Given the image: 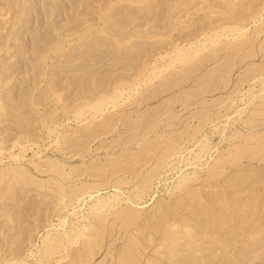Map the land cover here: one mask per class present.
I'll list each match as a JSON object with an SVG mask.
<instances>
[{
    "label": "rangeland",
    "instance_id": "374dc122",
    "mask_svg": "<svg viewBox=\"0 0 264 264\" xmlns=\"http://www.w3.org/2000/svg\"><path fill=\"white\" fill-rule=\"evenodd\" d=\"M93 1L0 0V40L8 43H0V97L9 110L0 118V264H71L83 248L90 255L85 241L70 240L84 215H93L85 220L95 226L92 235L106 236L87 264H121V252L143 227L144 247L136 243L137 253L155 236L150 252L143 259L138 253L134 262L145 264L148 257L155 259L161 238V225L148 224L175 221V213L184 225L191 218L187 225L201 236L207 223L252 226L238 237V264H264L263 231L249 237L264 224V0ZM102 25L106 36L99 32ZM235 25L243 34L230 32ZM49 34L61 37L62 47L42 65L38 55L49 49ZM207 39L215 42L191 52ZM97 51L102 59L93 64L97 60L89 58L96 59ZM177 51L192 54L173 61ZM84 52L90 57H81ZM140 56L147 62L136 73ZM39 67L48 70L47 77L35 86ZM87 69L94 82L83 78ZM114 77L144 80L125 94L130 98L93 117L77 118L74 109L70 113L62 106L70 98L69 105L76 106L74 94L87 87L86 100L102 96V90L111 89L104 96L115 93ZM167 79L178 82L170 85ZM54 81L71 95L67 102L52 100ZM83 186L92 187L76 199L72 191ZM114 193L115 207H92ZM169 206L178 212L168 216ZM128 207L140 218L122 226L121 211ZM230 224L228 230L235 226ZM145 226L153 232L146 233ZM185 228L177 234L184 241L165 242L158 251L167 263L170 251L193 239ZM50 237L57 239L55 252L45 256Z\"/></svg>",
    "mask_w": 264,
    "mask_h": 264
},
{
    "label": "bare ground",
    "instance_id": "6f19581e",
    "mask_svg": "<svg viewBox=\"0 0 264 264\" xmlns=\"http://www.w3.org/2000/svg\"><path fill=\"white\" fill-rule=\"evenodd\" d=\"M87 1V0H86ZM93 0H91V2H92ZM95 1V0H94ZM93 1V2H94ZM97 1V0H96ZM99 1H101V0H99ZM104 1H106V0H104ZM103 0H102V2H100V5H105L106 3H107V1L106 2H104ZM121 1V0H120ZM123 1V0H122ZM81 2V1H80ZM76 3H77V1H76ZM83 3H85V2H83ZM111 3L112 2H110V5H111ZM78 4H79V2H78ZM88 4V3H87ZM99 4V3H98ZM85 5V4H84ZM90 5H91V3H90ZM77 6V5H76ZM75 6V7H76ZM89 6V5H88ZM92 6V5H91ZM90 6V7H91ZM79 7V6H78ZM86 7H87V5H86ZM93 7H94V5H93ZM77 8V7H76ZM92 8V7H91ZM79 9V8H78ZM77 9V10H78ZM83 9V8H82ZM86 9V8H85ZM3 10V9H2ZM81 10V9H80ZM90 11V10H89ZM0 12H1V8H0ZM76 13V12H75ZM75 13H74V15H75ZM105 13V14H104ZM103 14H104V17H105V19H108V15L106 14V12H104ZM51 14V13H50ZM54 14V13H53ZM72 14V13H71ZM78 15V14H77ZM76 15V16H77ZM113 14L111 13V16H112ZM50 16H52V15H50ZM103 17V18H104ZM113 17V16H112ZM51 18V17H50ZM102 18V19H103ZM51 24V23H50ZM93 26V25H92ZM55 28V27H54ZM86 28V27H85ZM91 28V27H90ZM90 28H88V29H90ZM53 29V28H52ZM60 30V27L58 26V28H57V30ZM97 29V28H96ZM229 30H230V32H234V33H238V32H240V34H243V30H242V27H241V25H235V26H233V27H230V28H228ZM53 30H55V29H53ZM99 30V29H98ZM100 30L101 31H99L100 33L102 32V33H104V35L106 36V33H107V31H108V28H107V25L106 26H104V25H102L101 27H100ZM228 30V31H229ZM47 31V30H46ZM88 31V30H87ZM89 31H91V30H89ZM48 33H49V31H47ZM55 32H57L56 30H55ZM59 32V31H58ZM48 33L45 35L44 33V37L45 36H47L48 37ZM53 33H54V31H53ZM88 33V32H87ZM223 33H225V31L223 32ZM0 34H1V30H0ZM2 34H3V32H2ZM240 34H237L236 35V37L237 36H239ZM54 35V34H53ZM88 35V34H87ZM235 35V34H234ZM41 36V35H40ZM54 36H56V35H54ZM57 36H58V33H57ZM53 37L52 35H50L49 34V37L50 38H52V39H50V42H48L49 44H47V45H49L48 47H49V49H47V50H42L41 49V53H40V51L38 52V53H40L38 56L41 58L40 59V62H42L41 64L43 65V63H46L45 61H47V57H49V54L52 52V51H57V50H59L61 47H62V42H61V40L59 39V38H61V37ZM85 36V35H84ZM84 36L81 38V36H80V38H81V40H84ZM89 36V35H88ZM104 36V38H107V37H105ZM36 37H37V35H36ZM41 37H43V36H41ZM43 37V39H45ZM86 37V36H85ZM97 37H99L98 35H97ZM101 37V36H100ZM99 37V38H100ZM103 37V36H102ZM40 38V37H39ZM104 38H103V40H104ZM5 39V38H4ZM41 40H42V38H40ZM86 40H87V38H85ZM46 40V42H47V40H48V38H46L45 39ZM100 40V39H99ZM209 39H207L206 41H208ZM1 41H2V38H1V40H0V43H1ZM4 41V40H3ZM3 41H2V46H6L8 43L7 42H5V41H7V40H5L4 41V45H3ZM35 41H37V39H35ZM49 41V40H48ZM45 42V43H46ZM85 42V41H84ZM83 42V43H84ZM87 42V41H86ZM91 42V41H90ZM96 42H98V41H96ZM95 42V43H96ZM103 42V41H102ZM213 42H215V40H209L208 42H205V43H203V44H201L200 46H198L194 51H191L192 53H195V52H200V51H203L206 47H207V45H208V43H213ZM5 43H6V45H5ZM41 42H39V44H40ZM43 43V42H42ZM98 43H100V41L98 42ZM101 44V43H100ZM102 44H107L105 41H104V43H102ZM46 45V46H47ZM78 45V44H77ZM82 45V44H81ZM40 46H41V44H40ZM121 46V45H120ZM142 46V45H141ZM144 46V45H143ZM36 47H37V43H36ZM47 47V48H48ZM101 47V46H100ZM102 47H104V46H102ZM106 47V46H105ZM41 48H43V47H41ZM46 48V47H45ZM88 48V47H87ZM3 49V48H2ZM76 49V48H75ZM104 49V48H103ZM89 51L91 50V49H88ZM96 50V49H95ZM93 51L94 53H96V51ZM99 52L100 51H97V53L98 54H95L96 55V59L94 58L95 56H94V54H93V56L92 55H90L91 56V58H89L91 61V63L92 62H95L96 60V62L95 63H93V64H96V63H98V61H100V59L99 58H101L102 59V57H100L99 56ZM87 53H88V51H87ZM87 53H83L82 55H81V57H83V55L84 54H87ZM90 54H91V51L89 52ZM102 53H104V52H102ZM192 53H182L181 51H177V53L176 54H178V57L177 58H174L173 59V61H176V60H180V59H182V58H185V57H189V54L191 55ZM100 54H101V52H100ZM98 55V56H97ZM90 56H88V54L86 55V58L87 57H90ZM138 56V55H137ZM182 56V57H181ZM97 57H99L98 59H97ZM141 57V56H140ZM85 58V59H86ZM142 60V57L141 58H137L136 60L137 61H141ZM88 60V59H87ZM135 62V61H134ZM141 62H143V61H141ZM147 62V60H145V62H143L141 65L139 64V67L138 66H136V67H138V71H136V73H139V70L142 68V66L145 64ZM88 63H89V61H88ZM87 63V64H88ZM140 63V62H139ZM87 64L86 65H84V66H87ZM93 64H90L91 66L93 65ZM132 64V63H131ZM41 66V65H40ZM89 66V65H88ZM91 66H89V67H91ZM47 67V66H46ZM134 67V66H133ZM39 68H41V67H39ZM38 68V69H39ZM44 68V67H43ZM42 69V68H41ZM37 71V70H36ZM35 71V75H37V72H38V75L35 77L34 76V78H35V81H33V79H32V81H33V83H35V86H37L36 85V83L39 85V83H41V82H43L44 80H45V78L47 77V71L45 70V69H42V70H40V72H39V70L36 72ZM88 71V72H87ZM87 73H85V74H87V76H88V78H87V76H86V78H85V76H84V73H83V78L84 79H88V81H90V79H92L91 78V76H93V74L92 75H90L89 76V72H91L92 70H88L87 69ZM95 74V73H94ZM96 75V74H95ZM82 78V79H83ZM112 78V77H111ZM110 78V79H111ZM115 78V77H114ZM125 78V77H124ZM124 78H122V79H120L119 78V80L118 79H116L115 78V80H117V82L115 81L114 83L116 84V86H115V90H117L115 93H113V91L112 92H110V94L111 95H107V96H104L103 94H107L108 93V90H111V89H106L105 88V90H107V92L106 93H104L103 91L104 90H102V92H100V91H98V92H100V93H102V96L100 97H92V99H88V100H86L87 98L85 97V93H86V91H89V89H88V87L87 88H84L85 89V91H83L82 92V90H80L78 93H77V96H76V93L74 94V96H75V100H76V98H77V100L79 99V103L75 106H72V104L71 105H69V101H71L72 100V98H70V96L71 95H69V97L67 96L69 93L68 92H66V90L64 91L63 89H65V88H62V90H60L59 88V86H57L56 85V83H55V81H54V85H52L51 84V86L49 87V88H51V90H50V96L52 97V100L53 101H58V103L59 102H61V101H63V100H67L68 98H70L69 99V101H68V105H67V103H64V102H62V106H63V104H64V106H65V108L64 109H66L67 110V112H69L70 110L72 111V109H74L75 110V117H77V118H82V117H84V116H86L87 115V113H90L91 114V117H93V116H96L97 114H99L100 112H102L105 108H109V107H111V106H116V104L120 101H125L126 99H128V98H130V95L127 97L125 94L126 93H129L130 92V90L132 91V89L133 88H135V85H137V84H139V82L140 81H142V80H144V79H141V80H136V82L134 81V82H132L131 81V83L128 81V82H126V78H125V81L123 80ZM136 78H137V76H136ZM180 78V77H179ZM178 78V79H179ZM0 79H1V77H0ZM83 79V80H84ZM94 79L95 78H93L92 80H93V82H94ZM110 79H107L108 81H109V83L112 81V79H111V81H110ZM168 79H170V78H168ZM167 79V81L169 82V80ZM171 79H173V77H171ZM176 79H177V77H176ZM83 80H82V83H83ZM86 80L84 81V82H86ZM91 80V81H92ZM180 80V79H179ZM108 81H106L107 82V84H108ZM167 82V84H170V85H172V84H176L178 81H176L175 79H174V81L172 80V82H171V80H170V82L168 83ZM81 83V84H82ZM96 83H97V80H96ZM95 83V84H96ZM112 83H113V81H112ZM111 83V84H112ZM128 83V84H127ZM130 83V84H129ZM106 84V85H107ZM50 85V84H49ZM114 85V84H113ZM69 86V85H68ZM68 86H67V88H68ZM70 86H72V82H71V84H70ZM69 86V87H70ZM108 86V88H110V86L109 85H107ZM174 86V85H173ZM64 87H66V86H64ZM95 87H96V85H95ZM113 87V86H112ZM48 88V89H49ZM72 88V87H71ZM77 89V88H76ZM86 89H88V90H86ZM114 89V88H113ZM74 90V89H73ZM78 90H79V88H78ZM49 91V90H48ZM63 91V92H62ZM71 91V90H70ZM69 91V92H70ZM91 91V90H90ZM74 92H75V90H74ZM64 93H68V94H64ZM71 93H72V91H71ZM70 93V94H71ZM73 94V93H72ZM130 94V93H129ZM0 96H1V94H0ZM67 97V98H66ZM86 98V99H85ZM94 98V99H93ZM73 99H74V97H73ZM73 101V100H72ZM36 103H40L41 101L39 100V101H35ZM67 102V101H66ZM63 106V107H64ZM6 111V112H5ZM9 111V110H8ZM7 110H6V108H5V105H4V103L2 102V97H0V118L1 119H5L3 116V114H5V115H7V116H9V112H8ZM71 111H70V113H71ZM8 113V114H7ZM20 115L22 116V113H20ZM6 116V117H7ZM20 117V116H19ZM21 119V118H20ZM18 122H20V121H18ZM261 140L264 142V138L263 137H261ZM1 146H2V148H3V145H0V148H1ZM2 151V150H1ZM257 152V151H256ZM256 152H255V154L254 155H257L256 154ZM114 168V167H113ZM108 171H109V168H108ZM123 171H125V170H123ZM125 172H127V171H125ZM248 173V172H247ZM61 175L66 179V178H68V176H67V173H65V172H62L61 173ZM244 175H246L247 177L246 178H248L249 177V173L248 174H246V172H245V174ZM22 178V177H21ZM261 181H263V183H264V177H263V179H261L260 180V182ZM123 182V181H122ZM14 187V186H13ZM90 187H92V186H83V187H81V188H77V189H74L73 191H72V194L73 195H75V198L76 199H78V198H80L81 196H84V194H86L90 189ZM8 188V187H7ZM16 189V188H15ZM9 190L11 191V189L9 188ZM17 190V189H16ZM7 191V190H6ZM12 191H13V189H12ZM11 191V192H12ZM62 191H64V190H62ZM8 192V191H7ZM65 192V191H64ZM63 192V193H64ZM16 193V192H15ZM62 193V194H63ZM197 194V193H196ZM199 194H200V192H199ZM199 194H198V196H199ZM65 195V194H64ZM202 195V194H201ZM18 196V195H17ZM113 196V197H112ZM117 197V195L114 193V194H112V195H110V196H108L107 198V200H98V202H95V203H93V205H92V207L93 208H95V209H103V207L104 208H109L110 206L113 208V207H115V204L117 205V201H118V198H116ZM102 202H104V203H102ZM119 202V201H118ZM184 203H186V209L188 208V207H190L189 206V204L187 203V202H184ZM98 204H100L99 206H98ZM179 205V204H178ZM183 205V204H182ZM188 205V206H187ZM191 205V208H189V209H191L192 210V212H194L193 210H197V209H195L193 206H192V204H190ZM209 206V209L211 208L210 207V205H208ZM208 206H207V208H208ZM175 208H176V206H174ZM178 207H180V205L178 206ZM169 208H170V206H169ZM169 208H167L168 210H169ZM173 207H171L170 208V210L172 209ZM194 208V209H193ZM166 209V210H167ZM174 209V208H173ZM172 209V210H173ZM106 210V209H105ZM124 210V209H123ZM161 210L162 211H164L162 208H161ZM172 210H171V212H172ZM178 210V209H177ZM176 209L173 211L174 213H175V211H177ZM208 210V209H207ZM76 212H78L77 210L74 212V213H76ZM123 212V213H122ZM166 211H164L163 212V214L165 213ZM167 212H170V211H167ZM173 212L172 213H170V214H167V213H165V214H167L168 216H171L172 214H173ZM178 212V211H177ZM198 212H199V210H198ZM139 213V212H138ZM137 212L135 213L134 212V209H133V211H132V208L131 209H129V207L127 208V212H124V211H121V214H122V216H123V214H124V216L122 217V218H119V219H121V221H122V226H125V225H123V224H129V223H131V224H133V223H135V221L138 219V218H140V217H138V214ZM162 214V215H163ZM176 215H177V217H178V215L179 214H177V213H175ZM175 214H174V216H175ZM199 215H200V212H199ZM198 214H197V216H199ZM192 216V215H191ZM196 216V215H195ZM176 217V219L178 220V219H181V218H177ZM180 217H182V216H180ZM189 217V216H188ZM188 217H186L187 218V220H188ZM248 217V216H247ZM91 218H93V215H84V217L81 219V220H79L80 221V224H77V226L73 229V233H71V236H72V239H70L71 238V236H70V240H72L75 244H80V243H83L82 241H85L86 243L85 244H87L88 246H90V250H89V252H90V255H87V254H83L84 253V249L85 248H83V251L82 252H79L80 253V255L78 256V257H75V258H73V260H72V262H71V264H87V263H89V261H90V259H92V255H94L95 256V254H93L95 251H94V249H96L98 246H100V247H102V244L101 243H103L104 242V238L103 237H105L106 238V236H103L104 235V233L103 232H97L98 230H96V231H94V233L95 232H97L95 235H92V232H93V230H94V228H95V226L93 225V223H86L85 222V220H90ZM168 217L166 216V219H167ZM170 218V217H169ZM186 218H185V220H186ZM216 218V217H215ZM161 218H159L158 220H160ZM165 219V220H166ZM175 219V221L173 220V221H170V222H164V220H163V218H162V221L161 222H156V223H154V221H155V219L153 220V223H152V218H151V220L149 219V220H147L148 222H150L151 221V223L152 224H148L149 226L150 225H152V226H155V224H157V225H161V226H159V232L158 233H161V238H160V241L158 242V244H157V246H155V250H154V258L157 260V261H159V262H157V264H226V260L227 261H229V264H238V260H239V257L237 256V254H236V250H237V247H238V245H239V239H238V237L241 235V233L243 232V231H246V230H249V229H251L252 228V226H250V225H246L247 227H245V228H243V226H245V225H243L242 226V228H241V225H236V222H235V226L232 224H230L231 226H229V228L230 227H232V226H234V227H232V228H230L229 230H228V227H226V226H228V225H226V226H224V224L222 225V223H221V225L222 226H217V224H208L207 223V225H203L204 227H207V229H209V230H207L206 228V232H205V230H204V232H202V230H203V226L202 227H200V228H202V230L200 229V231H201V233L203 234L202 236H201V234L200 233H198L199 234V236H198V234H197V232H196V234H195V232L192 230L193 229V225H192V227H191V225H190V227L188 226L189 225V221L191 220V218H190V220H188L187 221V223H188V225H187V223H186V225H184L183 223H185V221L184 220H181V222L180 221H177ZM247 219V218H246ZM246 219L244 220L245 221V223L246 222H248V221H246ZM250 219V218H249ZM13 220V219H12ZM116 220H118V219H116ZM157 220V221H158ZM104 223H105V221L104 220H102ZM144 221H146V220H144ZM168 221V220H167ZM182 221H184L183 223H182ZM198 221H200V220H198ZM224 222L226 221V220H223ZM235 221V219L233 220V222ZM101 222V221H100ZM249 222H252L251 220H249ZM79 223V222H78ZM102 223V222H101ZM108 222H106L105 224H107ZM117 223V222H116ZM183 224V226H182V224ZM146 224V225H147ZM244 224V223H243ZM248 224H250V223H248ZM197 225H199V224H197V222H196V224H195V226H197ZM216 225V226H215ZM102 226H105V225H102ZM107 226V225H106ZM105 226V227H106ZM149 226H148V228H149ZM151 226V227H152ZM185 226H186V228H185ZM262 226H263V228H264V224H262ZM105 227H104V229H105ZM146 227V226H145ZM151 227L148 229L147 227V229H148V231H146V233L148 232V234H149V230L151 231L154 227H152V229H151ZM156 227V226H155ZM189 227V228H188ZM250 227V228H249ZM257 227V226H256ZM255 227V229H254V232H253V234L251 235V236H249V237H255L257 234H259L261 231H263L262 233V235H264V229L262 228V229H258V227L256 228ZM144 228V227H143ZM143 228H141V231H140V234H141V236H138L136 233H134L135 235H133L132 237H130V239H129V245H128V247H126V248H124L123 249V251L121 252V255H120V257H119V260H120V263L121 264H134V262L137 260V256H139V254L138 253H140L141 252V250L137 253V249H136V246H135V244L137 243L138 244V242L141 244V247L143 248L144 247V238H143V235H145V233H144V230H142ZM157 228V227H156ZM155 228V229H156ZM184 229L185 228V231H186V234L187 235H189L188 233H192V234H190L188 237H189V239L191 238V235H192V237H193V239L192 240H190V241H188V243H185V244H183L182 243V246L183 245H187L188 244V248H186L185 246L182 248L181 246L179 247V248H182L181 250H179V248H178V250L177 251H175V252H172L171 253V251H170V254L171 255H169V256H166V257H168V260H169V262L167 263L164 259H163V257H161V256H159L160 254H158V251L160 250V249H162L163 248V244L165 243V242H169L170 243V241H173V243L174 242H178V241H180V239H181V241L183 240L184 241V239H182V238H180L178 235V233H180V232H182V230L181 229ZM227 228V229H226ZM103 229V230H104ZM197 229V228H196ZM224 229H226V231L224 230ZM242 229H245V230H242ZM102 230V229H101ZM154 230V229H153ZM153 230H152V232H153ZM157 230V229H156ZM156 230H155V233H156ZM105 231V230H104ZM197 231H199V230H197ZM107 233V232H106ZM138 233H139V231H138ZM184 233V232H183ZM228 233V235L229 236H227V238H224V237H226L225 236V234H227ZM178 234V235H177ZM150 235H153V233L152 234H150ZM83 236H87L86 238H84L83 240H81V237H83ZM154 236V235H153ZM153 236H149V240H148V243H149V246H146L145 247V250L143 251V252H141L140 253V256H141V258L143 259V256H144V254H145V252L147 253V251L148 252H150V250L148 249V248H150L151 247V245H150V243L152 242V243H154L153 242V238H155V236L153 237ZM160 236V235H159ZM182 236V235H181ZM141 237V238H140ZM146 237H147V235H146ZM183 237H185L186 238V236H184V234H183ZM102 238H103V242H102ZM158 238V237H157ZM226 240H228V243H226ZM57 241V239L56 238H53V237H50L49 239H48V242H47V244H45L46 246L45 247H43V248H45L44 249V251H42L43 252V254L45 255V256H48V255H51V253L53 254V252L52 251H54L53 249H54V247H53V245L55 246V242ZM145 241H146V239H145ZM180 241V242H181ZM46 242V241H45ZM142 242V243H141ZM147 242V241H146ZM156 242V241H155ZM187 242V241H186ZM148 243H146V244H148ZM63 244H64V242H63ZM142 244H143V246H142ZM57 245V244H56ZM86 245V246H87ZM156 245V244H155ZM173 244H170V248H171V246H172ZM178 245V244H177ZM190 245V246H189ZM88 246L86 247V248H88ZM135 246V247H134ZM164 246H165V244H164ZM53 247V248H52ZM85 247V246H84ZM100 247H98V248H100ZM161 247V248H160ZM174 247H176V245L174 246ZM134 248H135V250H134ZM172 248H173V246H172ZM164 249V248H163ZM175 249V248H174ZM172 250V249H171ZM232 250H234V252H231ZM85 251H87V250H85ZM173 251V250H172ZM223 251H225V252H227V253H229L228 255H226V254H223L222 252ZM55 252V251H54ZM92 254V255H91ZM151 254V253H150ZM163 254V253H162ZM161 254V255H162ZM69 254H67V256H68ZM152 256V255H151ZM89 257H90V259H89ZM87 258V259H86ZM140 258V257H139ZM140 258V260L142 261V259ZM225 258H227V259H225ZM155 259H153V258H149L148 257V259H146V262H145V264H155ZM166 260H167V258H166ZM154 261V262H153ZM7 264H13V261H10V262H8ZM70 264V263H69ZM142 264V263H141Z\"/></svg>",
    "mask_w": 264,
    "mask_h": 264
}]
</instances>
